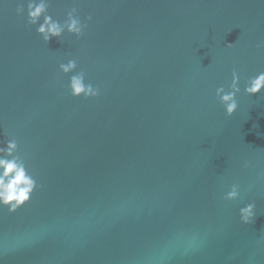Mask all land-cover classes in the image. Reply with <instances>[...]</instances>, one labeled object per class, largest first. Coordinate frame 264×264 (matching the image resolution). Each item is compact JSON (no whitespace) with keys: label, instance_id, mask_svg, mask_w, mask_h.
Returning a JSON list of instances; mask_svg holds the SVG:
<instances>
[{"label":"water","instance_id":"obj_1","mask_svg":"<svg viewBox=\"0 0 264 264\" xmlns=\"http://www.w3.org/2000/svg\"><path fill=\"white\" fill-rule=\"evenodd\" d=\"M23 3L0 0V140H18L41 187L0 210V238L37 237L0 244V264H264V90L243 92L264 71V0H51L55 19L92 20L47 44ZM70 58L98 97L68 95ZM233 70L228 117L215 91Z\"/></svg>","mask_w":264,"mask_h":264},{"label":"clouds","instance_id":"obj_2","mask_svg":"<svg viewBox=\"0 0 264 264\" xmlns=\"http://www.w3.org/2000/svg\"><path fill=\"white\" fill-rule=\"evenodd\" d=\"M26 4V7H25ZM51 0H25L16 8L18 15L26 14L27 24L35 26V31L45 44L53 37L62 38L65 33L80 39L85 34L92 16L86 17L82 22L76 7H72L61 21L55 19L50 13ZM264 46L258 44L257 47ZM231 47V44L228 45ZM59 72L68 76V95L73 98L92 99L100 95V87L87 79L84 70L78 69V61L70 58L66 63H60ZM240 76L233 70L231 83L226 91L224 86L218 87L215 95L224 107L225 114L231 117L238 108L237 95L241 92L239 87ZM264 90V71L249 77L244 85L243 92L247 96H254ZM247 166V165H245ZM41 186L37 183L36 175L20 151V145L15 137L0 140V210H6L9 216L15 215L18 210L26 206L32 199L34 192ZM240 197V185L233 183L223 195L225 201H236ZM256 202L250 200L239 208V223L247 225L252 223L256 215ZM198 234L193 232L187 239L185 246L190 248L197 239ZM37 235L23 229L9 231L0 238V244L9 245L30 243Z\"/></svg>","mask_w":264,"mask_h":264}]
</instances>
